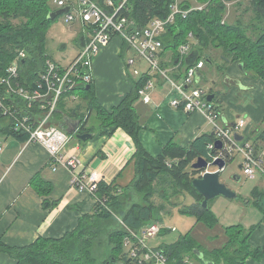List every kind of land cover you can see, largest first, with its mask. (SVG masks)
<instances>
[{"label":"trees","instance_id":"trees-1","mask_svg":"<svg viewBox=\"0 0 264 264\" xmlns=\"http://www.w3.org/2000/svg\"><path fill=\"white\" fill-rule=\"evenodd\" d=\"M51 1L0 0V80L10 77L11 85L19 84L31 90L40 80L46 61L53 60L48 52L46 33L49 26L57 20L50 19L49 16L60 8H57V5L54 7L55 3L51 5ZM95 1L106 8V0ZM118 1L115 0L116 3ZM193 1L207 4V8L201 11L193 10L185 18L182 15L176 17L175 22L168 26L167 32L161 38L164 43L162 56L171 52L175 59L179 60V47L189 43L192 51L182 59V66L186 70L201 61L205 65L212 64L214 57L210 52L223 49L224 66L242 65L244 74H250L264 82V0H184L181 7L189 10ZM174 3L175 0H129L127 16L136 26L143 28L155 19L166 18ZM228 4H233L236 9L233 14L237 19L231 23L226 18ZM13 21H18V24ZM191 33L193 40L189 38ZM78 38L77 47H85L89 41L86 33H82ZM124 45L129 47L126 43ZM18 51H24L26 57L18 61L19 72L15 79L8 75V69L18 58ZM161 66L164 68L162 62ZM137 78L135 89L110 111L102 108L96 99L91 100L92 110L97 112L101 121L102 134L110 135L114 130L121 128L134 140L137 150L134 156L136 176L133 182L125 188L100 182L95 195L98 201L93 213L82 218L76 230L64 237L39 238L32 245L25 247H10L0 242V253L9 254L17 261L16 264H97L98 256L95 251L96 241L100 237V225H105L116 217L120 219L121 225L109 234L111 255L103 263L136 264L129 257L124 244L128 228L140 231L151 224L163 223L172 215V209H176L183 216H192L196 222L176 242L154 248L162 251L168 264H246L251 259L262 260L264 247L255 248L250 240L264 218L250 230H245L240 225L224 227L221 235L226 239L224 238L220 246L210 244L208 247L201 239L202 233L215 232L216 227L220 225L219 218L211 210L212 201L209 209H204L203 197L192 185L193 180L202 177L204 171L194 169L193 165L200 158L211 161L212 151L209 146L215 141L214 133L199 136L186 146L171 142L163 147L159 156L150 155L139 141L141 124L134 107L135 102L140 99L139 90L148 81V75L143 73ZM6 87L0 84V91ZM79 90L85 94H93V83ZM211 94L215 95L217 111L223 113L221 100L217 99L214 92ZM29 112L36 116L42 110L37 103H33ZM1 119L7 120L8 117L0 113V121ZM14 126L11 123L3 130L22 139L28 138L25 133L15 130ZM85 131L92 132V129L85 130V126H82L80 132ZM247 140L253 142L257 153H261L264 149V128L255 137L248 135ZM233 159L234 157H231L228 163ZM38 185L37 190L43 194V187ZM187 197L192 203L182 204L180 199ZM254 199L264 214V191L256 189ZM171 232L172 230L165 227L160 235ZM207 239L215 240L209 236ZM197 252L202 253V257H199Z\"/></svg>","mask_w":264,"mask_h":264},{"label":"crops","instance_id":"crops-1","mask_svg":"<svg viewBox=\"0 0 264 264\" xmlns=\"http://www.w3.org/2000/svg\"><path fill=\"white\" fill-rule=\"evenodd\" d=\"M79 27L78 37L86 33L89 39V29L81 23ZM131 51L116 37L94 60L93 99L107 111L118 106L136 87L138 78L127 64L130 58L137 56L134 53L127 57ZM161 62L171 78L182 84L185 71L182 62L171 52L162 56ZM220 62L219 68L225 72L221 86L227 87L226 95L219 89L211 93L221 100L223 121L234 123L243 117L248 122L246 133L255 137L264 128V82L244 74L236 64L223 66L225 59L221 55ZM142 64L144 62L138 59L137 65ZM147 71L148 66L142 72ZM201 74L200 84L205 79L203 70ZM178 96L179 91L169 83L159 82L152 93V104H145L141 99L134 104L141 124L139 141L153 157L159 156L163 147L171 142L186 146L197 137L213 132L203 114H188L171 106L170 101ZM61 103L54 125L61 129L77 125L78 133L82 126L85 130L92 129V132H82L92 134L87 141L71 136L64 153L78 156L82 170L97 172L100 181L119 188L128 187L136 176L134 156L137 149L132 137L121 128L110 135L102 134L101 121L86 98L71 100L66 97ZM9 125L8 119H1L0 242L10 247H25L39 238L60 239L75 231L81 219L93 213L96 199L87 191L71 187L72 174L68 169L61 167L53 171L49 153L42 145L27 143V139L4 132ZM38 184L43 187V194L37 190ZM250 241L255 248L264 247V222ZM16 263L9 254L0 253V264ZM246 264H264V257L261 261L251 259Z\"/></svg>","mask_w":264,"mask_h":264},{"label":"built area","instance_id":"built-area-1","mask_svg":"<svg viewBox=\"0 0 264 264\" xmlns=\"http://www.w3.org/2000/svg\"><path fill=\"white\" fill-rule=\"evenodd\" d=\"M129 0H106V8L101 7L95 0H55L57 8L70 6L69 13L63 15L66 23H81L90 29L89 41L82 47L74 59L61 65L54 60L48 59L45 68L40 76V80L33 89L27 90L19 84L11 85V79L7 77L0 80L6 89L0 91V113L7 116L14 124V129L25 133L27 143H37L42 145L49 153L52 163V170L59 168L68 169L72 176V186L81 191H87L95 197L98 190L100 176L97 172H80L81 160L76 155L64 153L65 147L71 137L63 129L53 124V115L57 111L59 103L69 96L71 100L78 99L76 91L93 83L94 60L101 50L108 46L116 36L123 38L130 49L136 52L137 57L127 61L128 66L137 64L136 59L143 60L147 66L148 81L139 90V97L145 104H152V93L159 82L169 83L178 90L180 96L171 100V105L175 109L182 110L188 114L201 113L206 118L207 123L213 128L215 141L210 144L209 149L211 161L204 169V175L209 171L211 164L218 159H224L227 164L231 157L241 153L244 158L242 165L243 174L248 178H255L259 172L264 176V150L257 153L253 142L248 141L246 129L248 122L245 118H239L234 123H225L223 113L217 111V106L208 97L211 92L204 91L197 82V73L205 68L203 61L196 66L186 68L182 84L176 83L168 71L161 66V58L164 52V43L161 39L167 32L168 26L175 22L177 16L184 18L193 10H204L207 4H199L189 10L183 9L179 0L171 6V13L164 19H155L143 28L136 26V23L127 16ZM191 40L193 34L189 35ZM192 51L189 43L183 44L178 49L179 61L189 56ZM26 53L18 51V58L9 67L8 75L18 76L20 59H24ZM136 67L133 70L135 77L140 76ZM37 103L42 112L33 116L29 110ZM236 135L242 137L241 141L236 139ZM221 140L223 148L217 150L215 142ZM3 147L0 146V152ZM217 169V168H216ZM218 170V169H217ZM213 173V172H210ZM96 199V198H95ZM98 199H96V202ZM165 226L154 223L142 228L140 231H133L128 228V235L124 241L126 251L136 264H168L167 258L162 251L152 248L149 244L151 239L158 237ZM176 231L175 228L169 227Z\"/></svg>","mask_w":264,"mask_h":264},{"label":"rangeland","instance_id":"rangeland-1","mask_svg":"<svg viewBox=\"0 0 264 264\" xmlns=\"http://www.w3.org/2000/svg\"><path fill=\"white\" fill-rule=\"evenodd\" d=\"M54 1L55 0L51 1V5L55 3ZM70 1L76 3V0ZM179 1L182 2L184 0ZM244 1L246 2L247 0ZM199 4L200 3L193 1V7L198 6ZM55 6L56 4H54V7ZM235 10L236 9L233 4H228V13L226 18L227 20H229V23L234 22L237 19V17H235V15L233 14ZM242 10L243 9L241 8V12ZM247 21H249V18L247 19ZM13 23L18 24V21H13ZM79 24L80 23L78 22L72 24L64 22L62 15L58 17L57 20L49 26L46 33V40L48 42V52L52 55V57L56 60L57 63L65 65L67 63H70L77 55V51L75 48L78 46L76 42L79 39ZM119 38L125 44L123 38L120 36ZM222 53L223 49H216L210 52L212 57H214L213 63L207 64L206 67L203 69L205 79L202 81L200 86L201 89H203L204 91L210 92L211 90L216 91L219 89L222 94L226 95L225 91L227 90V87L221 86L223 74L225 72H222L219 68L222 63L220 62V55L222 56ZM133 55L134 52L131 51V53L127 54V57ZM146 66V63L142 65L136 64L131 68L135 69L137 67L138 70L142 72L143 68H145ZM76 94L78 95V99L86 98L90 101L93 100L92 94H85L82 90L76 91ZM242 162H244L243 155L241 153H237L233 161L231 163H228L225 171L222 173L221 182L227 185L229 189L237 193V197L234 199L219 197L212 201L211 210L219 218L220 225L216 227L217 231L204 232L200 236L208 247L210 244L220 246L222 242H224V238L226 239V237H223L221 235V230L224 227L240 225L245 230H250L254 224L259 222L261 223V220H263L264 218L263 212L260 210L259 206L255 204L254 199V193L256 189H258L259 191H264V176L257 172L255 178L246 177L243 174V171L239 169V166L242 165ZM79 171L84 172L82 170V167H80ZM209 171L216 172L217 169L214 167H210ZM235 175L241 176L240 182L234 181L233 177ZM71 177L72 182L73 176ZM71 187H73L72 184ZM180 201L182 202V204L187 205L192 203V200L188 199V197L181 198ZM172 211L173 213L170 218H168L162 224L166 228H175L176 231H172L171 233H168L166 235H160L155 239H151L149 243L152 248H155V246L157 247L160 245L162 246L163 244H172L176 242L180 238V236L185 235L195 224L196 221L192 216H183L176 209H172ZM120 225L121 221L116 217L112 221L106 222L105 225H100V237L96 241L97 247L95 251V254L98 256L97 264H102L110 257L111 248L108 243V241H110L109 234L113 231V229L118 228V226ZM208 236L211 238H215V240H208Z\"/></svg>","mask_w":264,"mask_h":264},{"label":"water","instance_id":"water-1","mask_svg":"<svg viewBox=\"0 0 264 264\" xmlns=\"http://www.w3.org/2000/svg\"><path fill=\"white\" fill-rule=\"evenodd\" d=\"M70 10H71L70 6L59 9L51 13L49 18L57 19L58 17L69 13ZM240 68L242 71H244L242 65H240ZM201 75H202L201 72L197 73V82L201 81ZM214 98H215V95L211 94L209 95L208 100L211 102L214 100ZM76 126L71 128V126L66 125V126H63L62 129L66 130V132L70 135H76V138L80 141H87L92 138L91 133H78V128ZM236 139L238 141H241L242 137L239 135H236ZM215 148L217 150H221L223 148V142L221 140L216 141ZM208 166H209L208 161L205 158H200L193 165V168L196 170H203V169H206ZM211 167L217 168L218 170L213 173L207 172L202 177L196 178L192 182L194 189H196V191L203 197L202 207L206 210L209 209L210 202L219 197L228 198V199H234L237 197V193L229 189L227 185L221 182V176L227 167V162L224 159H218L213 164H211ZM239 169H242V166H240ZM233 179L234 181L240 182L241 176L235 175ZM197 253L199 257H202L203 255L202 253L200 252H197ZM209 264H212V263L209 262Z\"/></svg>","mask_w":264,"mask_h":264}]
</instances>
